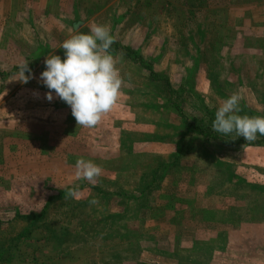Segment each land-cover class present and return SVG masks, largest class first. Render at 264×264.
Returning a JSON list of instances; mask_svg holds the SVG:
<instances>
[{
    "label": "rangeland",
    "instance_id": "obj_1",
    "mask_svg": "<svg viewBox=\"0 0 264 264\" xmlns=\"http://www.w3.org/2000/svg\"><path fill=\"white\" fill-rule=\"evenodd\" d=\"M93 23L124 83L85 128L40 74ZM233 93L264 117V0H0V264H264V137L194 127Z\"/></svg>",
    "mask_w": 264,
    "mask_h": 264
},
{
    "label": "clouds",
    "instance_id": "obj_2",
    "mask_svg": "<svg viewBox=\"0 0 264 264\" xmlns=\"http://www.w3.org/2000/svg\"><path fill=\"white\" fill-rule=\"evenodd\" d=\"M69 36L61 47L64 59L52 54L44 60L45 69L40 74V81L49 90L48 101L59 98L71 108V114L77 126L91 128L97 126L102 117L116 105L124 80L117 64L122 59L113 56L110 49L115 43L111 29L107 24L93 23L88 32L68 29ZM28 62L19 66V75L23 83L31 78ZM241 97L233 93L217 108L212 121V130L229 136L233 133L243 137L246 142L264 136V117L240 115ZM74 175L78 180L95 183L103 169L91 160L78 158L74 165ZM75 188L69 189L68 196L74 197ZM99 201L93 198L90 204Z\"/></svg>",
    "mask_w": 264,
    "mask_h": 264
},
{
    "label": "trees",
    "instance_id": "obj_3",
    "mask_svg": "<svg viewBox=\"0 0 264 264\" xmlns=\"http://www.w3.org/2000/svg\"><path fill=\"white\" fill-rule=\"evenodd\" d=\"M256 93H258V91H255ZM205 111L206 113H209L210 112V117L208 119V121H205V120H201V124H196V127L197 130H199V132L204 136V138L209 141V140H219L220 143L224 146H233V145H242V144H249V145H259L262 141V145H264V140L262 141H257V139L255 141H252V142H246L244 140L243 137H237L235 136V134L233 133L232 135H229V136H225V135H222V134H219V133H216L212 130V121L214 119V116L213 114L211 113V111L209 110L208 107H205ZM209 110V111H208ZM240 115H248L250 117H252L253 115H255V112L251 115L250 113H245L244 111L240 113ZM264 137V136H263ZM261 145V144H260ZM147 188H153V185L151 184H148L146 186ZM58 197V198H57ZM63 197V192L61 193H54L52 195H48V200L49 201V204L51 203L52 200H55L56 198L59 199ZM51 200V201H50ZM34 218V217H33ZM40 218V217H37V219ZM34 220V219H33Z\"/></svg>",
    "mask_w": 264,
    "mask_h": 264
},
{
    "label": "crops",
    "instance_id": "obj_4",
    "mask_svg": "<svg viewBox=\"0 0 264 264\" xmlns=\"http://www.w3.org/2000/svg\"><path fill=\"white\" fill-rule=\"evenodd\" d=\"M254 162H258V161L256 160V161H254ZM252 165H256V164L252 163ZM258 166H261V165H258Z\"/></svg>",
    "mask_w": 264,
    "mask_h": 264
}]
</instances>
